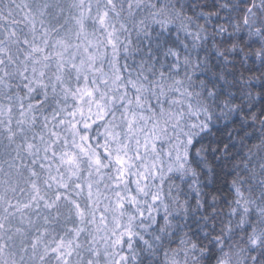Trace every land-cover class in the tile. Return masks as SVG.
Returning <instances> with one entry per match:
<instances>
[{
  "label": "snow or ice",
  "instance_id": "obj_1",
  "mask_svg": "<svg viewBox=\"0 0 264 264\" xmlns=\"http://www.w3.org/2000/svg\"><path fill=\"white\" fill-rule=\"evenodd\" d=\"M0 264H264V0H0Z\"/></svg>",
  "mask_w": 264,
  "mask_h": 264
}]
</instances>
